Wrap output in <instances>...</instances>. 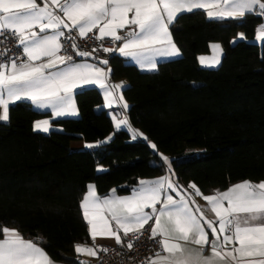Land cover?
<instances>
[{
    "label": "trees",
    "instance_id": "1",
    "mask_svg": "<svg viewBox=\"0 0 264 264\" xmlns=\"http://www.w3.org/2000/svg\"><path fill=\"white\" fill-rule=\"evenodd\" d=\"M261 24L263 16L215 20L196 10L170 26L181 55L155 70L111 55L110 77L127 81L129 126L142 136L114 130L107 109H97L103 100L96 87L78 90L80 116L55 120L61 129L48 133L33 130L43 114L28 102L11 105L9 120L0 122V228L36 240L53 260L77 264L75 245L91 244L80 208L90 183L104 196L167 173L182 194L195 191L190 183L210 194L264 180V43L255 41ZM239 33L245 38L236 39ZM211 42L222 48L215 68L198 62ZM80 139L101 143L73 147Z\"/></svg>",
    "mask_w": 264,
    "mask_h": 264
},
{
    "label": "snow or ice",
    "instance_id": "2",
    "mask_svg": "<svg viewBox=\"0 0 264 264\" xmlns=\"http://www.w3.org/2000/svg\"><path fill=\"white\" fill-rule=\"evenodd\" d=\"M196 10H205L208 19L241 22L249 14L264 16V0H43V6L37 0H0V36L9 32L26 57L0 62V122L6 123L10 106L21 101H29L38 109H50L52 119L76 116V91L92 85L103 90V107L117 103L110 88L121 89L124 85L110 86L106 82L111 69L105 72L96 64L76 62L71 55L59 54L63 49L61 38L73 39L66 36L65 29L76 31L81 38L98 29L96 40L122 41L118 48L104 47V52H119L134 59L141 68L155 70V57L179 55L170 26L182 14ZM244 38L245 34L239 33L236 39ZM255 41L264 43V24L257 28ZM210 47L220 50L218 44ZM72 48H78L74 39ZM8 51L12 49L5 53ZM76 55L88 57L91 53L78 51ZM198 59L202 65L219 63L215 54ZM100 63L106 65L108 61ZM122 106L128 107L126 103ZM113 120L117 129L128 125L127 118L117 120L114 116ZM50 125L49 119L35 121L33 130L47 133ZM128 131L133 138L143 135L130 126ZM99 143L85 146L94 148ZM155 147L153 144L152 148ZM162 159L171 173L169 158ZM97 171L104 169L98 167ZM189 188L208 202L218 227L204 218L199 206L190 207L195 201L181 194L168 176L141 180L127 196H117L116 189H112L101 198L95 186L89 184L80 208L93 239L115 237L117 244L121 243L120 230L125 235L139 232L154 219L150 239L160 237L156 241L160 250L149 257L148 264H264V180H245L213 195H203L194 183ZM170 191H175L179 198H174ZM205 224L211 230V239ZM0 234V264H53L44 249L25 240L16 229L5 226L0 228ZM189 244L197 247L189 248ZM209 245L206 256L204 251ZM127 246L131 249L132 242ZM75 251L97 255L92 248L81 245H75Z\"/></svg>",
    "mask_w": 264,
    "mask_h": 264
},
{
    "label": "built area",
    "instance_id": "3",
    "mask_svg": "<svg viewBox=\"0 0 264 264\" xmlns=\"http://www.w3.org/2000/svg\"><path fill=\"white\" fill-rule=\"evenodd\" d=\"M66 36H71L78 48L73 49V39L61 38L63 49L59 53L60 55H71L74 60L86 58L94 62L100 63L102 60H109L112 53L103 51L104 47L115 48L120 41L113 43L111 38H105L104 40H96L95 35L98 34L97 29L93 33H89L87 37L81 38L76 31H65ZM12 49L5 53V50ZM93 49H97L93 51ZM23 49L16 47V38L12 37L9 32H5L3 36H0V62H6L16 57L20 59H26L22 56ZM78 51L90 52L88 57H80L76 55ZM151 237V224L145 225L144 229L139 232H131L125 235L120 244L112 243L104 246L98 256V260L95 264H148L149 257L155 256L156 251L160 250V245L156 243L160 237L150 239ZM132 242L131 249L128 248V243ZM89 245H83L82 247L89 248Z\"/></svg>",
    "mask_w": 264,
    "mask_h": 264
},
{
    "label": "crops",
    "instance_id": "4",
    "mask_svg": "<svg viewBox=\"0 0 264 264\" xmlns=\"http://www.w3.org/2000/svg\"><path fill=\"white\" fill-rule=\"evenodd\" d=\"M37 3L40 4L41 6H43V0H40V1L37 0ZM204 11H205V10H204ZM257 11H258V9H257ZM205 13H206V11H205ZM58 14L62 15V13H58ZM206 16H207V15H206ZM263 17H264V16H263ZM66 30H67V29H65L64 31H66ZM169 30H170V29H169ZM37 31H38V29H37ZM97 32H98V29H97ZM119 34H120V35H124V32H123V31H120ZM172 41H173V38H172ZM121 43H122V41H120V42L117 44V46H116L115 48H118V47L120 46ZM173 43L175 44L174 41H173ZM175 45H176V44H175ZM176 47L178 48L177 45H176ZM178 49H179V48H178ZM210 51H211V48H210ZM114 54H118V55H120L119 52H114ZM180 55H181V50L179 49V55H176V56H167V57H165V56H157V57H155V59H156V62H157V64H158V63L161 62V61H165V60H169V59H174V58L179 57ZM120 56H121V55H120ZM125 58H126V60L129 61V63L134 64V65L137 66L140 70H144V71H152V70H148L147 68H141L140 65L137 64L136 61H135L134 59H132L131 57H125ZM75 61H76V62H84V61H86V62H88V63L96 64L98 67L103 68V69L105 70V72H108V70L110 69L108 65H104V64H102V63H98V62H94V61H92V60H90V59H86V58L77 59V60H75ZM106 82H107L110 86H111V85H116V84H121V83H123L124 87L127 85V81L124 80V79H122V80H115V81L112 80L111 77H110V73L108 74V76H107V78H106ZM86 87H96V88H98V89L101 91V95H102V100H103V102H102V105H100V106L97 107V109H100L101 107H103L104 102H105V101H104V93H103V90H101L98 86H94V85H92V86H86ZM124 87H123V88H124ZM123 88H121V89H112V88H110V90L113 91V94H114V96H115V98H116L117 103H114L112 107H105V108L107 109V111H108L109 115L111 116L112 120H113V117H114V116L116 117L117 120H121V119H124V118H127V120H128V117H127V109H128V107L125 109V108L122 106L124 103L127 104V102L125 101V99H124V97H123V94H122V90H123ZM77 91H78V90H77ZM77 91H76V92H77ZM121 96L123 97V100H122V101L120 100V97H121ZM24 102H28V103L30 104L29 101H24ZM74 102H75V108H76V110H77V112H78V115H76V116H65V117H59V118H56V119H52V113H51V110H50V109H38V108H36L35 106H32L31 104H30V106H31L35 111L40 112V113L43 114L42 117L37 118L35 121L44 120V119H49V120H51L50 131H52V130H60V129H61L60 126L54 124V121H55V120L67 119V118H78V117L80 116L79 108H78V105H77V102H76V94H75V96H74ZM127 105H128V104H127ZM35 121H34V122H35ZM33 124H34V123H33ZM113 124H114V130H120V129L128 128V126H129V121H128V125L121 126L120 129H117V128H116L114 120H113ZM50 131H49V132H50ZM36 132H42V131H38V130H36ZM42 133H45V132H42ZM47 133H48V132H47ZM110 137H111V136H110ZM107 139H109V137H108ZM87 144H97V143H88V142H85L84 140H81V139H80V140H75V141L72 143L73 147H85V148H87V147L85 146V145H87ZM163 176H168L169 179H170L171 181H173L169 173L164 174V175H161V176H157V177H152V178L142 179V180H154V179H157V178H160V177H163ZM244 181H245V180H244ZM248 181H249V180H248ZM240 182H242V181H240ZM139 183H140V182H139ZM139 183H138L137 187L139 186ZM237 183H239V182H237ZM90 184H92V185L95 186L96 194H97L99 197H101V198H103V197H105V196H107V195H109V194L111 193V192H110L109 194H106V195L102 196V195H100V194L98 193L97 188H96V185H95L94 183H90ZM235 184H236V183H235ZM233 185H234V184H233ZM137 187H136V188H137ZM228 188H229V187H228ZM228 188H226V189H224V190H221V191H225V190H227ZM134 189H135V188H134ZM132 191H133V189H132L129 193H125V194H119V193L116 192V195H117V196H127V195H131ZM86 192H87V189H86L85 193H86ZM85 193H84V194H85ZM214 193H215V192H214ZM214 193L203 194V195H213ZM84 194H83V196H84ZM169 194H171L174 198H177V199L179 198V197L176 195V192H175V191H170ZM181 194H182V193H181ZM183 195H185L186 198L195 201L194 204H190V207H192L193 209H195L196 206H199V208L203 211V216H204V218H205L206 220H211V221H213V222H214V226H217V227H218V224H215V221H216L215 214L211 211L210 205L208 204V202H206V201L202 198V196H197V195H195V191H192V192H185ZM82 199H83V197H82ZM82 199H81V200H82ZM157 208H159V204L157 205ZM81 210H82V209H81ZM146 211L151 212V209H146ZM82 212H83V210H82ZM196 214L199 216V213H196ZM86 223H87V222H86ZM149 223H150L151 226H152V224L155 223V220H154V219H153V220H150ZM204 226H205V231L209 233V236H210V239H211V238H212V237H211V230H210L209 228H207V225H206V224H205ZM113 227L115 228L114 223H113ZM87 228H88V225H87ZM18 232H19V231H18ZM19 233H20V232H19ZM88 233H89V232H88ZM118 234L121 236V241H122V240L124 239V237H125V234L123 233L122 230H120V231L118 232ZM20 235H21L25 240H31V241L35 242L39 247H41V246L38 244V242H37L36 240L31 239V238H25L21 233H20ZM89 235H90V238H91V244H90L89 248H92L94 251H96L97 255H96V256H89L87 253H81V254H82V259H81L77 264H80L81 261H83L84 264H95V263L97 262V260H98V256H99V252H100V250H101L104 246H106L107 244L116 243L115 237H100V236H97L95 239H93V237L91 236L90 233H89ZM2 238H3V235L0 234V239H2ZM187 247H189V248H195V247H197V246L189 244ZM229 247H231V246H229ZM41 248H42V247H41ZM42 249H43V248H42ZM44 251H45V250H44ZM45 252H46V251H45ZM209 252H210V245H209V246H206L205 251H204V255L207 256V255L209 254ZM47 254H48V253H47ZM50 259L53 261V264H66V263H63V262H59V261L53 260L51 257H50ZM230 264H231V262H230Z\"/></svg>",
    "mask_w": 264,
    "mask_h": 264
},
{
    "label": "rangeland",
    "instance_id": "5",
    "mask_svg": "<svg viewBox=\"0 0 264 264\" xmlns=\"http://www.w3.org/2000/svg\"><path fill=\"white\" fill-rule=\"evenodd\" d=\"M214 44H218V45L220 46V50H219V52H217L215 49H213L212 47H210V48H211V51H210L209 53L199 55L198 58L201 57V56H204V57H206V58H210V57H212V56L215 54V55H218V56H219V63L216 64V65H214V66H208V64H207V62H206V64L202 65V64L200 63L199 59H198V62L200 63L201 66H203V67H213V68L219 66V64H220V62H221V57H222V48H221V45H220L219 42H211V43H210V46H211V45H214Z\"/></svg>",
    "mask_w": 264,
    "mask_h": 264
},
{
    "label": "water",
    "instance_id": "6",
    "mask_svg": "<svg viewBox=\"0 0 264 264\" xmlns=\"http://www.w3.org/2000/svg\"><path fill=\"white\" fill-rule=\"evenodd\" d=\"M105 60V59H104ZM103 61V60H102ZM108 61V60H107ZM105 65V64H104ZM106 65H108V63L106 64Z\"/></svg>",
    "mask_w": 264,
    "mask_h": 264
}]
</instances>
